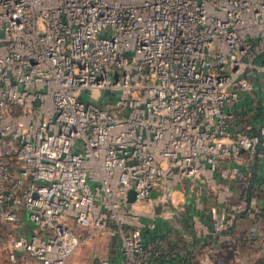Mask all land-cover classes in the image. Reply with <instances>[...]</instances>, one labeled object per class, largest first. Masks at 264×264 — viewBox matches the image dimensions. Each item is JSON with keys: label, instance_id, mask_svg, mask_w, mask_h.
Masks as SVG:
<instances>
[{"label": "built area", "instance_id": "2783aa9c", "mask_svg": "<svg viewBox=\"0 0 264 264\" xmlns=\"http://www.w3.org/2000/svg\"><path fill=\"white\" fill-rule=\"evenodd\" d=\"M263 80L264 0H0V222L31 224L14 249L65 264L112 226L115 261L90 264H149L175 239L143 229L181 205L195 237L242 225L264 250V118L225 107Z\"/></svg>", "mask_w": 264, "mask_h": 264}, {"label": "rangeland", "instance_id": "374dc122", "mask_svg": "<svg viewBox=\"0 0 264 264\" xmlns=\"http://www.w3.org/2000/svg\"><path fill=\"white\" fill-rule=\"evenodd\" d=\"M264 80L261 81V90L257 91H247L244 92L239 101L235 104H231L225 106L226 109H232V111H236V109H241L242 107L245 108L243 120L249 124L250 118L253 114V110L261 106L263 114H264ZM82 95L83 98L92 99V100H102L104 98L105 92L98 90V91H87L83 94H76ZM244 122V123H245ZM248 128V126L246 127ZM240 189H239V188ZM242 185L238 184L235 188H237L236 193H240ZM260 189V188H259ZM264 192L261 190V193ZM264 196V195H263ZM180 214L176 216V218L168 222L172 226L174 235H177V232L174 231L176 223L180 218ZM21 222V221H20ZM2 223L0 222V264H21L20 258L22 259V264H39L38 261L33 257L32 253L23 251L22 253L18 254L17 251L14 249V244L17 237L21 234L24 229V225L22 223ZM119 238L117 235L114 234L112 226H107L103 231L95 232L90 234L84 241H81L79 245L68 255L65 264H90L92 262L91 255L93 253L107 257L111 260L115 255L118 253L119 249ZM243 252L244 256L250 257V260L247 264H264V250L262 251H255L246 248ZM14 255V258L11 255ZM251 257H253L251 259ZM220 256L218 257L217 264H224L225 260H220ZM246 262V261H245ZM245 264V263H244Z\"/></svg>", "mask_w": 264, "mask_h": 264}, {"label": "crops", "instance_id": "0c3cea01", "mask_svg": "<svg viewBox=\"0 0 264 264\" xmlns=\"http://www.w3.org/2000/svg\"><path fill=\"white\" fill-rule=\"evenodd\" d=\"M175 198L179 202L184 201V196L182 195V192L179 190H176L175 192ZM176 212L180 214V218L178 222L176 223L174 231L177 232V235H174V233L170 232L169 234L172 235L170 237L169 241L171 242L175 239H177L178 243L176 244V248L174 249L176 252L182 253V250L185 248V243L184 242H189V235L191 233V230L189 229L190 227L184 223V216H188L187 212H183V206H179L176 208ZM21 222L24 225V229L22 232L27 233L30 230L31 224L29 220L26 217V214L23 213L21 216ZM189 217V216H188ZM189 221V220H188ZM190 223V222H189ZM174 227V225L172 224ZM237 234H235L236 232ZM244 231V228L242 225H237L235 228L232 229V235L229 236V233L226 234L225 236H215L213 234H210L206 236V241L203 245L198 244L194 245L191 249V252L193 250H197L198 252H206L208 255V262L209 264H217L218 263V257L220 256V260H225L224 264H247V262L250 260V257L244 256L243 252L247 251L246 246L244 245H239V240L238 235L239 233L242 234ZM231 235V233H230ZM177 242V241H175ZM237 240V241H236ZM18 254L22 253L20 250H16ZM248 253V251H247ZM253 257H251L252 259ZM21 264H22V259H19ZM246 261V262H245Z\"/></svg>", "mask_w": 264, "mask_h": 264}, {"label": "trees", "instance_id": "16d2710c", "mask_svg": "<svg viewBox=\"0 0 264 264\" xmlns=\"http://www.w3.org/2000/svg\"><path fill=\"white\" fill-rule=\"evenodd\" d=\"M234 113H235V119L236 121H238V124H239L236 127H238L240 126L242 122H245L243 120L244 118L243 116L245 113H247V111L245 112V108L242 107L241 109L239 108L236 109ZM263 118H264V114H263L262 108L261 106H258V108L255 109V111L253 110V114L249 120L250 122H248L250 126H248V128L244 127V129L248 132H253L255 130V125L258 124L259 122H262ZM257 173L258 172H255L252 175L251 184L258 185V186H264V178L262 177L258 178L256 176ZM201 217L204 221L206 220L205 215L202 214ZM189 222H190L189 217L187 215L184 216V223L190 227ZM172 231H173L172 226L166 220L158 218L155 221V227L153 229H147V228L143 229L142 231L143 242L146 243V242L154 241L156 239L163 240ZM190 235L192 236L190 239V243L184 242L185 248L184 250H182V253L176 252L174 250L177 247L176 246V244L178 243L177 241L175 243L169 244V247L171 248L170 253H159L157 255H154L149 260V264H193L191 249L194 245H198V244L203 245L206 241V238H205L206 236L197 238L193 235L192 232L190 233ZM116 256L117 255H115L111 259L113 262L115 261Z\"/></svg>", "mask_w": 264, "mask_h": 264}, {"label": "water", "instance_id": "95a60500", "mask_svg": "<svg viewBox=\"0 0 264 264\" xmlns=\"http://www.w3.org/2000/svg\"><path fill=\"white\" fill-rule=\"evenodd\" d=\"M134 198V191L133 190H129V199L133 200Z\"/></svg>", "mask_w": 264, "mask_h": 264}]
</instances>
